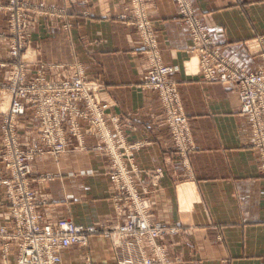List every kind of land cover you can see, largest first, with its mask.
<instances>
[{"label":"crops","instance_id":"obj_1","mask_svg":"<svg viewBox=\"0 0 264 264\" xmlns=\"http://www.w3.org/2000/svg\"><path fill=\"white\" fill-rule=\"evenodd\" d=\"M32 1L66 10L74 22L66 33L58 20L37 16L26 53L32 68L48 64L55 73L60 70L55 66L75 61L77 51L90 77L103 86L109 115L130 119L128 141L150 140L148 150L139 151L135 162L140 170L161 167L166 172L154 202L155 218L169 226L187 227L181 238L165 242L170 260L174 264H264V181L248 123L240 114L233 86L202 82L199 58L191 54L189 32L174 0H145V4L161 60L177 68L174 77L193 130L196 151L187 169L182 160L168 154L159 100L152 92L138 89L148 62L136 28L119 19L128 15L130 0ZM192 4L228 61L250 73L262 70L264 0H192ZM4 20L0 12V89L9 73L2 66L8 61ZM8 107L9 97L0 90V117ZM24 122L32 130L36 126L29 117L23 126ZM149 124L154 134L145 129ZM20 130L27 134L22 126ZM35 133L30 137L35 138ZM95 142L88 139L87 143ZM110 168L108 157L91 151L59 159L42 156L32 162L33 188L47 201L41 209L45 217L67 218L79 226L113 220ZM4 189L0 184V200ZM9 220L8 208L0 207V228L9 226ZM62 256L68 264H85L86 257L91 264H114L111 244L100 236L91 237L86 248H71ZM12 258L7 252L6 259Z\"/></svg>","mask_w":264,"mask_h":264},{"label":"rangeland","instance_id":"obj_2","mask_svg":"<svg viewBox=\"0 0 264 264\" xmlns=\"http://www.w3.org/2000/svg\"><path fill=\"white\" fill-rule=\"evenodd\" d=\"M0 1V12L5 14L2 37L8 56L7 64L2 66L9 72L0 89L9 97L8 110L0 117V184L5 188L0 207L10 211L9 226L0 228L3 264H64L59 259L65 251L86 248L93 236L103 237L110 242L114 264H174L164 244L168 240L181 238L187 227L183 223L169 226L155 218L154 202L162 190L166 172L161 167L140 170L135 162L139 151L148 150L150 140L128 141L130 119L109 115L110 104L103 100V86L98 79L90 77L85 61L77 51L75 61L66 66H55V69H60L53 70L55 73L51 72L53 67L48 64L32 68L33 65L26 59L37 26V16L58 20L66 33L72 31L73 20L66 10L55 9L45 3L37 5L32 0ZM82 1L88 3V0ZM174 2L189 32L193 48L191 54L199 58L198 75L202 82L235 88L240 114L248 123L252 147L258 156L259 173L264 181V78L255 90L257 98L254 110L245 112L242 96L247 92L246 88L250 89L248 84L243 86L238 80L224 81L226 71L217 72L216 81L210 82L204 60H213L219 55L221 65L244 68L228 61L215 46L202 19L195 14L192 0ZM84 15L87 17L86 13ZM119 19L129 20L137 30L148 62L138 89L152 92L159 100L160 125L166 126L169 137L168 154L182 160L183 167L187 169L188 160L196 147L174 77L177 68L161 60L145 0H130L128 15ZM261 59V71L250 73L244 70L264 76V54ZM172 68L173 74L167 72L170 75L166 77L162 71ZM158 75L161 84H154L153 78ZM168 85L170 90L165 91ZM28 117L36 125L33 130L25 122L23 126V120ZM134 117L138 119L141 115ZM21 126L27 134L20 133ZM150 127L149 124L145 129L154 134V129ZM32 131L36 132L35 138L30 137ZM159 137L163 138L161 134ZM88 139L96 141L95 145L89 146ZM90 151L104 154L111 160L107 178L114 189L111 198L114 219L92 226H79L67 218L47 219L41 210L47 201L42 200L33 188L32 162L42 156L59 159L71 153ZM83 235L86 240L64 250L67 239ZM7 252L12 259H6ZM85 262L91 264L88 257Z\"/></svg>","mask_w":264,"mask_h":264},{"label":"built area","instance_id":"obj_3","mask_svg":"<svg viewBox=\"0 0 264 264\" xmlns=\"http://www.w3.org/2000/svg\"><path fill=\"white\" fill-rule=\"evenodd\" d=\"M204 28V27H203ZM205 29V28H204ZM208 47L211 49V45L210 43H208ZM218 57H220L218 55ZM216 57V59H213V60H204V64L206 66V69H208V73H207V76L209 78V81H216V73L217 72H221V71H226L223 75V80L224 81H227V80H238L239 84H242L243 86H247L248 84V88H246L245 91H247L245 94H243L242 96V101L244 103V111L245 112H251L252 110H254V106L256 104V89L261 85L262 83V80L264 78V76L262 75V73L260 74H250L248 72H246L244 69H235L233 67H230V66H225V65H221L219 63V58ZM173 70L174 68L172 69H169V70H165V71H162L165 76H169L170 74H168L167 72H170L171 74H173ZM218 78H221L220 75H218ZM154 79V84H161L160 83V76H156ZM250 79L251 80H254L253 82L251 81L250 82ZM250 82V83H249ZM168 88H166L165 91H167V89H169V85L167 86ZM170 90V89H169ZM252 105V107H251ZM72 226V229L76 230V228ZM71 228V227H70ZM51 231V230H49ZM81 237V236H80ZM80 237H77V236H71V238L67 239L65 242V249H68L69 247H71L72 245H78L80 243L83 242V240H86L84 235L80 238ZM83 238V239H82ZM59 259V258H58ZM60 261V259H59Z\"/></svg>","mask_w":264,"mask_h":264},{"label":"bare ground","instance_id":"obj_4","mask_svg":"<svg viewBox=\"0 0 264 264\" xmlns=\"http://www.w3.org/2000/svg\"><path fill=\"white\" fill-rule=\"evenodd\" d=\"M104 134H106L105 132H104ZM149 205V204H148ZM73 222V221H72ZM72 246H74V245H72ZM77 246V245H76ZM71 248V247H70ZM60 262H62V263H64V260H63V256H61L60 257ZM65 264V263H64Z\"/></svg>","mask_w":264,"mask_h":264}]
</instances>
